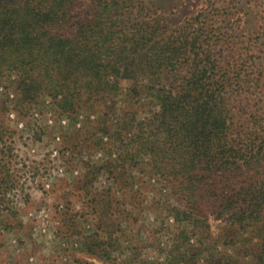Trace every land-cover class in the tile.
Segmentation results:
<instances>
[{
    "label": "rangeland",
    "instance_id": "rangeland-1",
    "mask_svg": "<svg viewBox=\"0 0 264 264\" xmlns=\"http://www.w3.org/2000/svg\"><path fill=\"white\" fill-rule=\"evenodd\" d=\"M81 1L78 22L94 7ZM125 1L124 27L199 28L200 16L226 50L233 135L241 148L264 144V0ZM17 86L16 73L0 74V264H262L264 221L241 228L231 213L189 214L140 151L137 135L158 110L147 91L135 98L125 82L65 111L62 96L25 103ZM257 173L264 181V163ZM87 190L118 209L112 235ZM95 236L112 239L110 260L87 253Z\"/></svg>",
    "mask_w": 264,
    "mask_h": 264
},
{
    "label": "trees",
    "instance_id": "trees-1",
    "mask_svg": "<svg viewBox=\"0 0 264 264\" xmlns=\"http://www.w3.org/2000/svg\"><path fill=\"white\" fill-rule=\"evenodd\" d=\"M92 4L90 17L78 22L81 0H0V74H17L21 101L62 96L61 108L71 111L80 98L117 94L125 82L135 98L144 89L158 110L137 135L140 151L151 156L185 211L231 213L241 228L264 221V181L256 178L264 144L241 148L233 135L221 40L214 41L200 16L199 28L188 23L170 30L160 20L124 27L125 0ZM87 192L104 222L99 227L112 235L118 209L108 196ZM110 241L89 238L87 253L110 260Z\"/></svg>",
    "mask_w": 264,
    "mask_h": 264
}]
</instances>
